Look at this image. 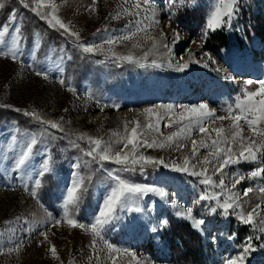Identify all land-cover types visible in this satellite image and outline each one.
Segmentation results:
<instances>
[{
    "label": "rangeland",
    "instance_id": "rangeland-1",
    "mask_svg": "<svg viewBox=\"0 0 264 264\" xmlns=\"http://www.w3.org/2000/svg\"><path fill=\"white\" fill-rule=\"evenodd\" d=\"M135 2L136 0H129V4H125L124 0H96L93 4V0H54L58 8L55 15L67 24L70 30L78 32L80 40L102 45L101 49L95 50L100 54L116 52L117 47L123 44L132 46L136 41L140 44L137 48L150 49L153 40L144 39L145 33H139L130 41H118L112 45L103 43L108 36H119L131 19L123 12L118 18H112L110 14L114 15L118 8L130 7ZM213 4L214 0H194V3L170 9L169 0H152V7L156 11L155 18L160 23L149 28L148 34L158 42V46L167 43L171 48V52L164 48L167 51L166 63L155 60L160 66H149L147 61L141 58L140 62L146 63L147 66L138 65L139 71L134 72L126 84L116 85L101 100L93 98L89 87L84 84L81 90L73 93L65 86H71L69 83H60V80H64V56L60 54L62 49L51 50V54L37 65L36 69L49 73L47 79L35 75V67L29 65L33 66V60L36 58L37 51L35 55L33 52L34 48L39 47V38L35 35L30 47L29 43L22 40L23 65L14 63L10 58L0 57V105L14 110L20 109V112H35L42 118L60 121L74 132H91L90 137L99 138L105 143L111 142L115 149H122L126 143L125 122L139 120L142 125H158V131L143 129L155 140H161L176 131L178 125L175 121L178 119V113L183 111L178 107L180 105L197 106L204 103L209 109H214L217 116H225L226 113L222 109L229 104L234 106L237 96L243 99V90H258L259 84L247 85L248 80L264 79V0H238V12L233 19V27H222L215 31L206 28ZM48 9L50 12L51 9ZM170 12L174 15L170 16ZM20 21L21 17H17L19 25ZM12 27L10 25V31ZM161 32L165 34L164 41H159ZM177 32L180 34L178 41L174 36ZM205 33L206 38H202ZM222 35L228 38L227 53H218L215 49V46L224 41V38L220 37ZM6 39L10 40V36H6ZM153 52L158 53V49ZM205 53L212 59L209 60ZM221 53L227 54L228 64L219 61L218 56ZM177 64H188V67L177 71ZM147 68L150 69L149 72ZM155 68L157 70H154ZM109 74L101 77L103 83L110 80ZM126 79L127 76L124 77V80ZM222 81H226L229 86H223ZM208 93L209 95H206ZM104 104L109 106L101 110ZM113 104L118 105V109L111 107ZM169 104L177 106L171 113L166 108L156 107ZM145 108H152L153 114L146 117L143 114ZM168 116L172 118L171 127L163 125L164 118ZM182 123L187 125L188 121ZM231 124L232 121L228 119L217 120L206 125L209 133L201 134L193 130L188 139H180L179 142L184 145L182 148L168 144L163 148H148L141 144L133 152L132 146L129 145L124 149V153L129 154L130 160L133 156L143 155L163 159L169 165L173 161L177 165H183L184 159L188 157L189 171L192 170L193 164L197 166V170L207 167V174L218 181L220 177L215 173L217 165L201 163L207 155V149L197 146L198 155L193 158L192 139H204L210 144L211 138L216 137L213 129L223 127L227 130ZM240 124L243 126L244 136L252 137L257 143L264 139L254 136L243 120ZM135 126V123L127 124L129 133ZM259 127L264 128V122H261ZM28 134L32 133L19 131L15 124L0 125V233H3V236H0V248L4 249L3 253H0V264H111L109 253L102 243L98 242L96 246L101 259H97V254L89 247L92 240L90 232L70 228L63 221L60 225L48 227L50 217L54 219L62 216L66 187L72 182L73 174L78 175L77 168L73 167L76 161L69 162L67 173L59 180L58 186L45 197L46 200L39 198L41 192L38 189V199L23 190L21 185L25 181L20 177L26 179L30 174L31 180H27V183L31 188L35 179H41L38 176L41 163L48 157V148L42 145L34 150V155L23 172L13 171L12 165L23 150ZM118 139L120 143L116 144ZM233 147L235 148V145ZM106 162L114 165L110 169L118 167L112 162ZM138 164L143 162L136 165ZM136 165L129 163V166ZM156 165L163 169L149 185L160 188L166 195L161 197L149 193L140 201L144 209L141 213L120 212L118 221L109 225L105 232L109 242L135 253L141 264H224L227 258L239 255L248 237H253L255 251L247 254L245 264H264V232L258 230L260 217L254 216V224L257 226L254 229L252 225L242 223L232 210L226 214L218 208L216 214H211L209 206L216 205L215 199L197 203L198 196L205 189L209 195L212 192L219 193V188L213 189L200 184L201 177L175 171L172 167L166 168L162 164ZM255 167V163L241 160L238 165H229L224 171L246 174ZM118 174L132 181L125 171ZM105 176L109 179L107 172ZM224 182L230 188L234 179L231 175H225ZM111 183L112 181L99 183L91 204L83 210L70 209L71 218L90 224L98 213ZM250 185L254 191L245 197L243 189ZM257 186L256 181L245 177L232 191L240 193L241 204L246 212L259 203L261 209L258 211L264 216V200L260 199L264 194L255 191ZM220 198L222 200L224 197ZM172 200L176 201V208L173 207ZM187 207H193V215L198 219L204 218L206 223L197 228L191 220L176 215L177 210H185ZM238 211L240 209H237ZM16 217H21L22 221L27 219L29 224L20 222L11 226L5 225L6 220L15 221ZM163 220H167L166 226L161 225ZM223 225H226L224 229ZM12 228L16 229L14 237L10 234ZM28 228L33 231L29 233L26 230ZM153 228L159 230L153 231ZM44 231H47L48 241H44V237L39 234ZM21 240L24 246L18 253L7 252L8 248ZM51 245L55 246L59 260L49 251ZM111 255L117 256V264H136V260L126 254Z\"/></svg>",
    "mask_w": 264,
    "mask_h": 264
},
{
    "label": "snow or ice",
    "instance_id": "snow-or-ice-1",
    "mask_svg": "<svg viewBox=\"0 0 264 264\" xmlns=\"http://www.w3.org/2000/svg\"><path fill=\"white\" fill-rule=\"evenodd\" d=\"M96 0H93L95 4ZM194 3V0H169L170 9L177 8L178 5L184 6L188 3ZM22 6L26 9H30L35 15L40 17V19L45 20L49 27L60 30L62 29L61 35L68 38L75 37L73 44L76 48L81 49L84 53H93L97 49H101L102 45L89 44L80 41L79 33L70 30L69 26L61 21L55 13L58 8L54 3V0H31V4L28 0H20ZM125 4H129V0H124ZM34 5V6H33ZM0 7H3L0 4ZM45 8H50V12L43 11ZM94 11V9H92ZM126 13L131 19L125 25V30L121 31L119 36H108L104 39L103 43L112 45L118 41H130L133 37H136L139 33H145L143 37L146 40H153L152 48L144 53L142 57L143 60L147 61L148 52L153 49L158 48V42L153 39V37L148 34V29L154 25H159L160 21L157 20L156 11L152 7V0H136L134 4L130 7L118 8L115 14H110L112 18H118L121 13ZM238 12V0H214L213 8L209 13L206 28L212 31H215L222 27H233V19ZM174 13L170 12V16ZM9 25H12L10 31ZM58 26V28H57ZM179 33H174L176 41L179 39ZM6 36H10V40L6 39ZM207 33L204 34L202 38H206ZM22 29L17 23L16 12L13 11L9 14L8 22L4 25H0V57L10 58L14 63H21L23 65V60L21 58V49H22ZM165 40V34L161 32L159 41ZM195 43V41H193ZM139 41H136L132 44V48L139 47ZM163 48L171 52V48L167 43L162 45ZM38 48H34L33 55H35ZM111 51V49L109 50ZM116 56L118 60H126L129 63L139 64L141 67L147 66L146 63H141L140 60L135 59L133 55H118L112 53ZM205 56L211 60V56L205 53ZM63 58V57H61ZM182 59V58H181ZM214 63V61H213ZM152 65L159 67L155 60H152ZM169 66H171V61H169ZM207 67L208 65H204ZM29 67H33L29 65ZM188 67V64H177L176 70L183 71ZM34 73L37 76H43L45 79L49 77L47 71H42L40 69L34 68ZM62 85H65L64 80H60ZM254 83L259 84L258 90L249 91L247 89L243 90L242 96L236 97L235 105H227L223 108L222 111L226 113L225 116H217L214 109H209L207 104L201 103L197 106H188L180 105L179 108L183 109L182 112L178 113V119L175 123L178 125V129L173 131L168 136L163 137L161 140L151 139L148 134H146L143 129H149L152 131H158V125L152 123H144L143 125L139 120L133 122H125V139L126 143L122 149H115L113 143L111 142H102L99 138H92L86 133H82L77 137V140L87 139L89 142V149L85 152V155L90 157L94 161H109L117 165L115 169H108L107 176L112 181L108 193L105 195L103 202L98 210V213L93 217V221L90 224H85L77 219L71 218L70 209L78 208L80 201L83 198V194L87 191L86 185L84 184L83 178L78 176L76 173L73 174L72 182L69 186L66 187L65 196L62 201V216L59 218H49L50 223L49 228L60 225L61 222H65L70 228L82 229L85 232H90L92 235V240L89 247L93 250L94 254H97V259H101L97 253V243H102L104 248L109 253L108 259L111 260V264H117V256L111 255L112 253L120 255H128L133 260H136V264H141L136 258V254L131 252L129 249L120 248L115 246L113 243L109 242L105 236V232L109 225H114L115 222L119 219L120 212H137L141 213L144 209L140 205V201L147 196L149 193L158 194L161 197H164L166 194L156 186L150 185H141L130 181L129 179L119 175V172L124 171H135V167L129 168V163L136 165L139 162L143 164H162L164 167H172L175 171L187 172L189 175H194L201 177L200 184L206 185L210 188H219L220 192H212L211 195L207 194V189L202 190V193L198 196L197 203L200 201L212 200L215 199L216 205L209 206V213L216 214L217 209H222L224 213H229V210H232L238 217V219L247 225H252L255 229L257 226L254 224V216L260 217V227L259 231L264 232V216H261L258 209H261V204H256L251 211H245L242 207L240 200V193L237 191H232L237 185H239L245 177L249 180L256 181L257 187L255 191L264 194V139H261L259 143L254 140L252 137H246L243 135V126L240 124V121L243 120L244 125H246L254 136H259L264 138V128H260L259 124L264 122V79L259 81L248 80L247 85H253ZM67 90L75 93V89L71 86H67ZM259 97V99H257ZM91 98V96H90ZM5 105H0L4 107ZM109 105L104 104L101 106V110ZM114 109H118V105H111ZM157 108H166L169 113L175 109L176 105H157ZM16 111H21L20 109H15ZM145 116H150L153 114L152 108H145L143 110ZM23 115L33 117L39 124L46 126L44 128V134H47L49 129H57L60 132L64 131L63 124L60 121H53L50 119L42 118L39 114L35 112L24 111ZM62 119V118H61ZM158 123L160 118L158 117ZM232 121L229 129L223 127H218L213 129L216 137L211 138V143H206L204 139L199 141L192 139V155L193 158L198 155V148L207 149V155L201 161L202 164H215V173L219 175V180H213L211 175H208V168L203 167L197 170L196 165H191L192 170L189 171L190 158L186 157L183 161V165H177L175 161L169 165L165 163L163 159H156L153 157H146L143 155L133 156L130 160L129 154L124 153V149H127L129 145L132 146L133 152L135 149L141 145L145 144L148 148L153 147H165L166 144L174 146L177 148H182V145L179 141L181 138L188 139L191 136L193 130L198 131L201 134L209 133V129L206 126L207 124L214 123L217 120ZM187 120V125H184L182 122ZM128 123H135V127H132L129 130L127 128ZM163 125L165 127L172 126V118L170 116L164 118ZM140 129V131H138ZM227 132V134H226ZM174 138H176L174 140ZM15 139V137H13ZM151 139V142L149 140ZM38 143V137L33 134H28L25 146L23 150L16 157L12 169L16 172H23L27 165L30 163L32 156L34 155V146ZM116 144L120 143V140L115 141ZM235 145V148L233 147ZM79 147L78 144L75 145ZM124 153V154H122ZM211 157L212 159H209ZM241 160L252 162L256 164V167L253 170L248 171L246 174L239 171L232 173H225V169L229 165H238ZM74 168H79V163L73 165ZM141 166V171H142ZM51 171L50 166V157H46L41 163V169L38 173V176L43 177L45 173ZM231 175L234 179V182L229 188L228 185H225L224 176ZM20 179L25 182L21 185L23 190L33 198L38 199L37 189L41 187V179H35L32 183L31 188L29 187L27 180H31V175L25 179L20 177ZM14 190V189H13ZM254 188L250 185L243 189V195L248 196L249 193L253 192ZM221 196L224 198L221 200ZM261 200H264V195L260 197ZM174 208L177 207L176 201H171ZM247 203V201H244ZM237 209L240 211L237 212ZM176 215L178 217L191 220L193 226L199 228L206 223L204 218H196L193 215V207H187L185 210H177ZM27 225L29 221L24 219L22 221L21 217H16L15 221L6 220L5 225L11 226L13 223H20ZM167 220L161 221L162 226L167 225ZM29 233L33 229H26ZM153 231H158L159 228H153ZM16 229L12 228L10 234L14 237ZM44 237V241H48L47 231L39 233ZM0 236H3V233H0ZM253 237H248L242 246V252L235 256L229 257L224 261V264H245V259L247 254L250 251H255V248L252 244ZM23 240L14 244L13 247L7 249L8 253L19 252L23 248ZM4 249L0 248V253H3ZM49 251L52 256L59 260L60 257L57 254V250L54 245L49 247Z\"/></svg>",
    "mask_w": 264,
    "mask_h": 264
},
{
    "label": "trees",
    "instance_id": "trees-1",
    "mask_svg": "<svg viewBox=\"0 0 264 264\" xmlns=\"http://www.w3.org/2000/svg\"><path fill=\"white\" fill-rule=\"evenodd\" d=\"M31 4V0H28ZM0 25L8 22L9 14L16 12L17 17H21L20 27L22 29V37L29 47L31 40L36 35L39 38V47L36 58L33 60V66L37 68L40 61L45 59L51 50H60L63 58V74L65 83H69L75 90H81L84 86H88L90 93L96 100H101L109 93L116 85L122 86L126 84L130 76L134 72H138V65L136 63H129L126 60H118L112 53L100 54L98 51L93 53H84L81 49L74 46L73 40L75 37H66L61 35L62 29L56 30L49 27L45 20L40 19L30 9H26L20 3V0H0ZM34 6V5H33ZM43 11L49 12L48 8ZM10 27V25H9ZM58 28V26H57ZM220 37L224 41L220 45L215 46L217 52L227 53L228 38L226 35ZM81 42H84L80 40ZM217 42V40L215 39ZM93 42L89 43L92 44ZM118 50L114 53L118 55H133L135 59L141 60L144 53L149 49L132 48L130 45H121L117 47ZM152 48V47H151ZM154 53L153 50H157ZM157 49L148 52L147 63L150 66L152 60H159L161 63H166V52L162 44ZM155 58V59H153ZM39 69V68H38ZM148 69V68H147ZM154 70H157L156 68ZM150 69H148V72ZM176 72V71H173ZM110 77L105 83L101 81V77L106 75ZM127 79L124 80V77ZM114 77V78H111ZM223 86L227 88L229 84L222 81ZM15 124L19 131H30L33 135L38 137V143L34 146V150L44 145L48 148V157H50L51 171L45 173L41 177V187L38 191L41 192L39 198L46 200L53 190L58 186L59 180L67 173L68 164L71 161L79 163L80 167L77 169L78 176L83 178L87 191L84 192L83 198L79 203L78 208L72 210L85 209L89 206L94 198V191L99 183L110 181L105 176L108 169L113 164L106 161H94L85 155L90 145L87 139L77 140V137L82 134L69 130L68 126L63 125L64 131L60 132L57 129H49L47 134H44V128L33 117L23 115V112H18L10 107H0V125ZM88 136L92 133L87 132ZM92 137V136H91ZM93 138V137H92ZM78 144L79 147L75 145ZM142 167V171L141 166ZM135 171H125L131 178L132 182L149 185L151 180H156L158 172L163 168L152 164H138ZM226 225H223L224 229Z\"/></svg>",
    "mask_w": 264,
    "mask_h": 264
},
{
    "label": "bare ground",
    "instance_id": "bare-ground-1",
    "mask_svg": "<svg viewBox=\"0 0 264 264\" xmlns=\"http://www.w3.org/2000/svg\"><path fill=\"white\" fill-rule=\"evenodd\" d=\"M219 55L221 56V57L218 56L219 61L222 62V63L225 61V62L228 64V58H227V56H226L225 54H223V53H221V54H219ZM220 58H221L222 60H221ZM206 95H209V93L206 94Z\"/></svg>",
    "mask_w": 264,
    "mask_h": 264
}]
</instances>
